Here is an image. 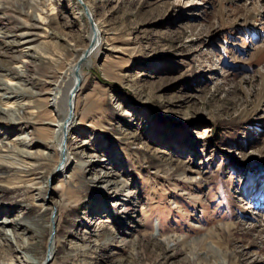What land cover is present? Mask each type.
I'll return each mask as SVG.
<instances>
[{
  "label": "rangeland",
  "instance_id": "1",
  "mask_svg": "<svg viewBox=\"0 0 264 264\" xmlns=\"http://www.w3.org/2000/svg\"><path fill=\"white\" fill-rule=\"evenodd\" d=\"M79 1L101 43L59 147L49 82L88 44ZM42 213L46 264H264V0H0V229ZM20 239L0 264L50 244Z\"/></svg>",
  "mask_w": 264,
  "mask_h": 264
},
{
  "label": "bare ground",
  "instance_id": "2",
  "mask_svg": "<svg viewBox=\"0 0 264 264\" xmlns=\"http://www.w3.org/2000/svg\"><path fill=\"white\" fill-rule=\"evenodd\" d=\"M86 8V7H85ZM87 10V8H86ZM89 17L90 11H88ZM92 19V17H91ZM38 21L42 23L43 18L38 17ZM93 21V19H92ZM27 40L24 41L21 44H25L30 42L31 40H28L31 35L30 34H25ZM86 48L83 50L80 56V60L74 64H69L67 65L66 69H63L61 72L58 73V78L56 81H51L49 82L50 89L48 91V102L52 108V111L56 117V122L53 124V130H52V137L54 139V142L57 144V146L61 147L60 145L64 142L63 136L64 133L67 132L74 123V119L72 118V112L74 110V100L76 97V93L79 91V87L77 92L74 91L72 92L73 87L76 84L77 78L75 76L74 70L77 69V73L81 76V72L83 67L91 61L92 56L96 53V50L100 46L101 43V32L99 27L97 26V23L94 24L91 27V33L89 35V39L87 42ZM33 48L28 49V51H32ZM32 55L29 53H24L23 54V60H19L18 64L21 65L19 68H24L28 64V58L31 57ZM56 61H53V66ZM52 77H49L51 79ZM66 147L68 148V143L66 142ZM63 157H67V151L63 153L61 149L59 148L58 150V155H57V163H56V169L64 172L65 169L67 168L64 167L63 169L59 168V163L61 162V159ZM29 165V163H26ZM24 167L26 169H29L28 166ZM30 167L32 168L33 165L30 164ZM32 188V186H30ZM36 190V189H35ZM56 210V208H55ZM53 209H51L50 216L53 215ZM43 218H44V213L39 214L36 220L34 219V227H30L27 224H21L20 221L21 219L17 218H10L6 220L4 223H2V228L0 229V255L3 254L4 250L3 248L7 247L8 244L12 241L19 240L20 237L22 236L23 232H30V233H39L43 234L44 237L47 235L48 240L50 241V244L46 241L45 243V252L42 255L40 259L35 258L36 262L35 264H46L49 260V258L53 259L54 254H55V249H56V233L52 234V229H51V223L49 219V223L44 224L43 223ZM8 224V225H7ZM5 227H8L7 229H10V232L12 234V237L10 238V235L6 233V230L4 229ZM8 231V230H7ZM12 239V240H11ZM21 240V239H20ZM17 244V243H16ZM19 250L24 251L25 248L21 245L15 246L14 249H12V253H18ZM34 256L37 257L39 254H36L34 252ZM19 254V253H18ZM8 259L14 258V262L17 261L21 258V261H24L26 264H34L30 258L32 257H27V255H24L23 257L20 256L18 257H12L8 255V250L5 253ZM48 255V256H46ZM24 258L30 259V262H27ZM46 262V263H45Z\"/></svg>",
  "mask_w": 264,
  "mask_h": 264
},
{
  "label": "water",
  "instance_id": "3",
  "mask_svg": "<svg viewBox=\"0 0 264 264\" xmlns=\"http://www.w3.org/2000/svg\"><path fill=\"white\" fill-rule=\"evenodd\" d=\"M79 2H80V4L83 6V9H84V11H85V13H86V15H87V17H88V19H89V22H90L91 27H92V26H93V21H92L91 17H89V14H88V12H87V10H86L84 4L81 3V1H79ZM80 61H81V60H80ZM74 73H75V76H76V78H77V81H76L75 86H74L73 89H72V92H73V93H74V91L77 92L78 87H79L80 84H81V76L77 73V69L74 70ZM63 151H64V150H63Z\"/></svg>",
  "mask_w": 264,
  "mask_h": 264
}]
</instances>
